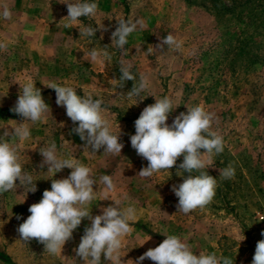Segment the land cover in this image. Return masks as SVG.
<instances>
[{
    "label": "rangeland",
    "instance_id": "rangeland-1",
    "mask_svg": "<svg viewBox=\"0 0 264 264\" xmlns=\"http://www.w3.org/2000/svg\"><path fill=\"white\" fill-rule=\"evenodd\" d=\"M67 2L75 0H0V10L7 5L12 11L11 20L0 18V42L7 44L0 51V135L4 128L11 130L24 122L11 111L20 84L35 83L51 110L46 121L25 122L31 137L18 144L19 162L33 176L37 191L27 192L17 180L16 189L0 194V264H85L74 249L90 226L87 218L55 255L36 239L23 241L17 231L30 215V205L51 189L52 174L47 165L40 167L39 152L50 143L56 144L60 158L70 156L90 167L93 178L112 175L116 191L111 199H121V207L131 203L137 209L136 219L129 222L132 233L122 238L124 264H133L148 249L159 246L165 235L179 236L196 255L215 252L232 258L234 264H252L257 242L264 239V28L248 24L256 18L250 9L243 8V15L237 17L225 15L211 0H90L98 5L97 13L82 17L80 23L103 25L107 31L80 37L78 27L65 28L67 21L61 20L68 15ZM263 16L257 15L261 23ZM119 19L144 21V27L128 37L123 51L111 46ZM169 33L182 41L181 49L156 47ZM106 46L111 62L84 59V52L92 47ZM120 62L130 63L136 77L125 81L123 88L110 82L122 75ZM141 75L148 77L149 87L129 99L126 94ZM50 82L103 100L113 133L118 134L120 127L119 142L124 144L120 155L103 153V148L96 154L84 151L85 141L72 131L78 123L56 104L55 90L47 87ZM164 96L174 101L169 125L187 107L203 106L215 113L212 130L224 139V151L213 156L212 165L205 169L217 179L215 197L205 209L189 214L178 211V197L171 190L183 182L184 177L177 175L183 155L170 173L141 178L138 172L148 161L130 142L143 109ZM229 164L235 176L223 179L219 170ZM71 171L64 168L52 179L67 178ZM93 189L99 191V184ZM125 195L128 199H123ZM103 198L101 190L89 206L93 217L114 203ZM101 264H110L103 254ZM141 264L154 262L145 259Z\"/></svg>",
    "mask_w": 264,
    "mask_h": 264
},
{
    "label": "clouds",
    "instance_id": "clouds-1",
    "mask_svg": "<svg viewBox=\"0 0 264 264\" xmlns=\"http://www.w3.org/2000/svg\"><path fill=\"white\" fill-rule=\"evenodd\" d=\"M65 4L68 15L61 19L67 21L65 28L78 27L80 37H93L99 29L107 31L103 25L93 27L80 23L82 17L91 18L96 15L98 5L95 2L75 0ZM0 18L11 20L12 11L7 5L0 10ZM117 24L111 35V46L123 51L128 37L137 31L138 27L143 28L144 21L119 19ZM164 46L179 50L182 41L169 33L161 38V43L156 47L162 50ZM6 49L7 44L0 42V51ZM108 49V46L100 49L92 47L84 52V59L90 63L111 62L112 56ZM148 51H152V48H148ZM119 64L122 75L119 80L112 79L110 82H115L117 87L123 88L125 81H135L136 77L131 72L130 63ZM47 87L55 90L56 104L65 107L66 115L74 124L78 123L72 131L85 141L84 151L96 154L103 148V153L120 155L124 147V144L119 142L120 127L118 134L113 133L111 122L105 116L106 109L102 107V99H94L90 94L78 95L73 87L55 82H50ZM148 87V77L141 75L139 83H134L126 96L129 99L139 96ZM173 110L172 98H156L155 103L145 107L135 120V134L131 135L130 142L136 153L148 161L147 167L138 172L141 178H150L158 172L170 173L169 170L183 155V162L179 164L177 171L178 176L184 177L183 182L173 185L171 190L178 197V211L189 214L197 209H205L213 201L218 183L205 169L210 168L213 156L221 154L225 145L223 136L212 130L215 113L206 111L199 105L187 107V112H181L169 125L167 120ZM11 111L23 117L24 122L11 130L4 128L3 134L0 135V194L16 189L17 180L27 192L34 193L37 191L36 181H33L30 173L22 169L18 144L31 137L30 128L25 122L36 124L46 121L51 110L43 99L41 90L29 80L23 85L20 84V94ZM39 152L43 158L40 167L47 165V172L52 174L51 189L44 190L42 199L30 205V215L17 229L21 239L25 242L36 239L44 245L47 253L55 255L62 251L65 243L72 238L73 231L87 218L90 226L85 228L78 248L74 249L76 255L81 257L85 264H101L102 254L110 264H124L121 256L122 238L132 233L133 228L129 222L136 219L137 209L131 203L121 207V199H111L110 194L116 191L112 175L103 174L99 180L93 178L90 167L70 156L60 158L55 143L41 147ZM64 168L72 170L67 178L52 179ZM185 173L188 175L185 176ZM219 173L223 179H232L235 176V168L229 164L219 170ZM94 184H99V191H94ZM101 190L104 192L102 200H111L114 203L102 208V214L93 217L89 206ZM123 199L128 197L125 195ZM261 235L264 236V232ZM165 236L166 239L159 246L148 249L135 261H128L133 264H141L145 259H150L154 264H234L232 258L218 256L215 252L196 255L179 236ZM244 239L245 237L241 241ZM252 264H264V239L257 242Z\"/></svg>",
    "mask_w": 264,
    "mask_h": 264
},
{
    "label": "trees",
    "instance_id": "trees-1",
    "mask_svg": "<svg viewBox=\"0 0 264 264\" xmlns=\"http://www.w3.org/2000/svg\"><path fill=\"white\" fill-rule=\"evenodd\" d=\"M211 2L214 3L216 7H219L223 14H232L235 17L243 15L244 10L250 9L253 18H256L248 24L255 27L260 25L264 28V20L261 23V21L259 22L257 19V15H264V0H211Z\"/></svg>",
    "mask_w": 264,
    "mask_h": 264
}]
</instances>
